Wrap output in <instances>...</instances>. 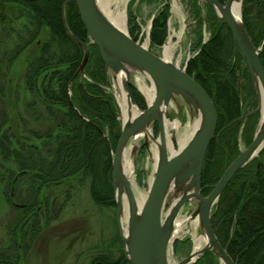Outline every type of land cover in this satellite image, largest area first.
<instances>
[{
    "label": "rangeland",
    "instance_id": "1",
    "mask_svg": "<svg viewBox=\"0 0 264 264\" xmlns=\"http://www.w3.org/2000/svg\"><path fill=\"white\" fill-rule=\"evenodd\" d=\"M7 1L0 0V9L4 8L8 16L7 21L0 23V262L4 257L16 256V252L19 250L21 253L20 264H104L103 259L109 262L107 264H127L122 252L123 243L116 222L114 191L115 205L98 204L95 202L90 189L92 181L90 178L74 176L60 182H47V178H39V170L29 173L26 170L27 165L34 163L38 166L40 164L39 154H43L45 158L50 157L52 150L55 149L57 136L60 134L56 127L55 115L57 113H54V96L49 98L47 92L54 91V86L57 83V80H54V52L57 54L58 49L61 48L54 44L51 27L44 26L41 20H33L29 16L33 14V11L17 3L16 0ZM112 1V10L115 13L126 9V28L130 36L136 38L134 40L132 37L134 41L145 45L160 56L165 54V46L172 42L171 60L187 70L191 59L200 52L196 49L198 39L196 31L199 30L200 20L193 16V9L188 0H129L126 4L124 3L125 0ZM197 2L200 7H203L200 13L203 48L212 38L213 33L210 30L212 25L207 21L206 5L198 0ZM37 6L38 9L41 8V5L38 4ZM164 9L169 10L166 40L161 45H154L152 33L155 19L163 13ZM6 27L7 31H4ZM224 32H226L225 29ZM24 42H27L25 47ZM261 47L264 49V40L257 48ZM45 51L47 52L45 56L50 59V66L37 76L34 87L32 86L33 89H31L26 80L28 66L34 58L44 55ZM68 66L65 64L63 68L58 70H68ZM81 78H87L86 74ZM108 79L109 84L101 86L103 93L101 95L114 98L118 108L117 121L121 133L123 112L118 99L119 92L109 76ZM143 81L148 87L151 86L149 81H146L140 74H136L130 88L133 87L138 90L143 96L147 108V98L141 91V82ZM49 85H52L51 89ZM238 85L244 90V93L241 94V107L244 113L243 123L236 131V146L240 153L249 145L247 139L252 132V140L254 139L260 125L261 115L249 116L251 118L257 115L251 124L253 126L246 129V123L249 119H246V116L256 110L258 106L255 107L254 101L249 98L250 90L247 89L244 81L238 80ZM68 94L72 97L70 86ZM56 106L58 109L61 108L59 105ZM183 108L185 107L172 111L173 117L182 123L180 129L177 130L179 138L185 135L188 130H192L197 119L196 117L193 118L186 108L183 111ZM82 118L88 120L85 116ZM104 130L102 135L110 137V129L104 127ZM170 133H173L172 128H170ZM218 134L220 136V133ZM154 135L157 137L158 132L157 134L154 132ZM4 136L7 137L5 141L2 139ZM143 144V138L135 143V146L132 142L125 160V166L129 161L133 166V173L128 174V177L133 181L136 195L148 194L149 185L155 175L151 150L143 148ZM135 148H138L136 152ZM109 150L112 161L113 145L112 148L109 145ZM10 151L18 152L20 158L10 155ZM31 153H34L33 157H31ZM227 154L232 156L234 152L231 151ZM254 161H258V165H261L260 159ZM39 187H43L41 196L39 195L40 191H38ZM35 194H37L38 199H47L51 211L50 213L45 211L44 214H41V229L35 236L30 248H27L26 236L27 232H29L28 236L31 232L28 230L31 229L28 226H32L30 223L32 219L29 220L26 217L21 221L19 234L11 232V227L15 225L14 220L17 214L23 216L22 206L24 202H31ZM220 201L213 209L212 218ZM191 211L192 207L186 206L179 219L189 218ZM45 216L47 219L51 218L48 223L45 222ZM192 222L191 226L185 221L183 230L177 233L179 238L177 241H182L183 245L178 253H175L173 248L171 249L170 260L172 263L187 258L195 250V237L202 236L196 220H192ZM217 263L221 264L219 260Z\"/></svg>",
    "mask_w": 264,
    "mask_h": 264
},
{
    "label": "trees",
    "instance_id": "2",
    "mask_svg": "<svg viewBox=\"0 0 264 264\" xmlns=\"http://www.w3.org/2000/svg\"><path fill=\"white\" fill-rule=\"evenodd\" d=\"M65 1L17 0L19 4L33 11V14L29 15L33 20H41L44 26L51 27L54 44L61 48V51L58 49L57 54L54 52V80L56 79L57 83L54 91L47 92L49 98L54 96L55 106H61L60 109L54 106V113H57L55 115L56 127L60 134L57 136V143L50 157L45 158L43 154H39L40 164L37 166L33 163L35 167L27 165L26 170L28 173L39 170V178H47V182H60L74 176L90 178L92 179L90 189L95 202L113 206L115 202L111 180V152L102 131H105L104 127L110 129L109 133L115 151L121 136L117 121L118 108L113 97L101 95L103 94L101 86L109 84V79L97 47H91L90 61L85 69L87 78L82 79L80 75H77L83 59V49L67 35L64 29L61 8ZM219 1L224 3L226 0ZM188 2L193 9V16L200 20L199 30L196 31L198 38L196 49L200 52L189 62L187 73L199 82L210 96L214 97L218 114L217 132L220 133L219 138L214 139L210 145L203 168L202 195L208 196L229 165L239 155L236 146V131L243 123L241 94L244 90L238 85V80L244 81L247 89L250 90L248 95L254 101L255 107L257 97L252 89L249 73L242 74V58L230 29L220 24L211 7L206 5L207 21L212 25L210 30L213 35L202 48L200 13L203 7H200L197 0H188ZM38 4L41 5L40 9H38ZM168 17L169 10L164 9L163 13L155 19L152 33L154 45H161L166 40ZM67 21L74 34L87 43L89 41L87 32L74 2L67 7ZM243 22L255 46L260 47L264 40V0H243ZM133 39L136 40L135 37ZM26 43L24 42V47ZM45 54H47L46 51L44 55L34 58L28 66L26 80L31 89H33L32 86L34 87L37 76L50 66V59ZM260 57L264 65V49ZM65 64L69 65L68 70L59 71L58 69L63 68ZM69 86L72 90V97L68 94ZM49 88L51 89L52 85H49ZM241 90H243L242 93ZM130 91L139 107L145 110L146 104L143 96L136 88L131 87ZM78 110L82 115L78 113ZM82 116L88 120H84ZM256 116L248 119L246 129L253 126L251 124ZM154 132L157 134V126ZM252 134L247 139L249 144L252 141ZM6 138L4 136L2 139L5 141ZM231 151L234 154L228 156L227 153ZM9 154L20 158L16 151H10ZM33 156L34 153H31V157ZM258 163V161H253L237 172L226 188L212 218L213 228L220 242L236 264H264V151L260 158L261 165L259 166ZM42 188H38L40 196ZM40 199L35 194L31 202H24L23 216L17 214L14 220L15 225L11 227V232L19 234L21 221L26 217L29 220L32 219L30 222L32 226L30 224L28 226L31 232L29 236L27 232L26 236L27 248H30L41 229V214L51 211L47 199ZM50 220L51 218L46 217L45 222L48 223ZM15 242L17 243L16 238ZM182 245V241H176L174 252L178 253ZM16 253V256L2 258L0 264H20L21 253L19 250ZM102 261L104 264L109 263L105 259ZM217 262L216 257L208 253L196 264H218Z\"/></svg>",
    "mask_w": 264,
    "mask_h": 264
},
{
    "label": "water",
    "instance_id": "3",
    "mask_svg": "<svg viewBox=\"0 0 264 264\" xmlns=\"http://www.w3.org/2000/svg\"><path fill=\"white\" fill-rule=\"evenodd\" d=\"M198 1L209 5L217 21L230 29L243 59V74L249 71L259 105L246 119L253 114H261L253 141L240 151L208 196L202 195L203 168L210 145L219 136L214 98L187 73L186 68L134 41L127 30L117 26L104 14L98 0H67L62 5L64 29L83 49L77 75L85 76L91 47H97L109 78L114 84L119 77L122 78L123 91L130 105L137 109V113L130 112L129 117L123 119L121 136L112 153L116 222L125 259L130 264H196L208 253L214 254L221 264H236L218 239L213 228L212 213L237 172L250 162L259 160L264 151V65L260 57L263 47L254 45L245 27L243 0H226L224 3L219 0ZM72 2L77 5L88 44L77 37L68 25L66 8ZM237 4L240 5V18L234 11ZM136 74L154 84V100L151 104L147 103L145 110L139 108L130 91ZM172 104L179 109L184 106L193 118L199 119V126L183 148L178 147L177 130L172 128L173 133H170L168 129L167 123L174 122ZM155 125H158L157 137L154 135ZM142 135V147L149 150L152 143L157 144L159 158L148 194L142 206H139L133 181L125 172V160L131 143L135 146ZM103 137L112 148L110 137ZM134 150L136 152L138 148ZM188 205L192 211L187 221L197 220L207 244L180 262L172 263L170 252L179 240L177 220Z\"/></svg>",
    "mask_w": 264,
    "mask_h": 264
},
{
    "label": "bare ground",
    "instance_id": "4",
    "mask_svg": "<svg viewBox=\"0 0 264 264\" xmlns=\"http://www.w3.org/2000/svg\"><path fill=\"white\" fill-rule=\"evenodd\" d=\"M125 1L126 2H124V3L126 4L129 0H125ZM98 4H99L100 8L102 9V11L104 12V14L106 16H108L109 19L112 22H114L117 26L121 27L122 29L127 30V28H126L127 27V14H126L127 12H126V9L123 10L122 12L115 13V11L112 10V5H113V1L112 0H98ZM234 11L236 12L235 14L238 16L237 18H240V5L239 4L236 5V7L234 8ZM146 45L148 46V44H146ZM172 47H173L172 42H169L165 46V49H164V53H165L164 56L170 61H172L171 60V52H170ZM239 53H240V51H239ZM240 55H241V53H240ZM241 58H242V56H241ZM242 62H243V59H242ZM241 71H242V66H241ZM247 72L249 73L248 70L245 73H247ZM242 74H243V71H242ZM150 84H151V86L148 87L147 85H145L144 81L141 82V91L146 96L147 101H148L149 104H151L153 102L154 97H155L154 84L151 83V82H150ZM251 84H252V80H251ZM115 86H116V89L119 92L118 99H119L120 106H121V109H122V112H123V119L124 118L125 119L128 118L129 117L128 113H130V112L133 113V114L137 113L136 107L130 105L129 100H128L126 94L123 91L122 78H120V77L118 78V81L116 82ZM252 89H253L254 93L256 94V91L254 90L253 85H252ZM256 96H257V94H256ZM258 105H259V99H258V96H257V106ZM174 109H177L176 105L172 104L171 110L173 111ZM182 110L184 111L185 108H183ZM167 125H168V129L169 130H170V128H175L176 130H179L180 127H181V124H180V122L178 121L177 118H174V122L169 123V124L167 123ZM198 126H199V119H196L195 123L193 124L192 130H190V131L188 130L185 133V135H183L180 138H179V135H178L177 136L178 146L183 148L186 145V143L188 142V140L190 139V137L192 136V134L194 133V131L196 130V128ZM217 128H218V125H217ZM150 132H151V130H150ZM141 138H143V135L139 136L138 139H141ZM150 150H151V154L153 156V163H154V168H155L157 166L158 158H159V150H158L157 144L152 143V146H151ZM125 172H126L127 175L128 174L130 175V174L133 173V166H132V163L130 161L125 166ZM146 195L147 194H143V193H140L139 195H137L139 206H142V203L144 202V200L146 198ZM124 221H125V218H124ZM185 221H187V219H185V220H180V219L177 220L176 230L178 231V233L183 230V224H184ZM196 222H197V220H196ZM187 223L191 224V226L193 224L192 221H187ZM195 242H196V246H195V250L196 251L204 248L205 245L207 244V240H206V238L204 236L195 237Z\"/></svg>",
    "mask_w": 264,
    "mask_h": 264
},
{
    "label": "flooded vegetation",
    "instance_id": "5",
    "mask_svg": "<svg viewBox=\"0 0 264 264\" xmlns=\"http://www.w3.org/2000/svg\"><path fill=\"white\" fill-rule=\"evenodd\" d=\"M9 1H13V0H9ZM17 1V0H16ZM26 1V0H25ZM4 2H8L7 0H4ZM35 2H37V1H35ZM18 3V2H17ZM3 6L5 7V5L3 4ZM8 20V16H7V14L5 13V9L4 8H1L0 9V23H1V21L2 22H5V21H7ZM4 31H7V27L6 28H4ZM5 54V53H4ZM181 114V113H180ZM181 116H182V114H181ZM122 252L124 253V250H123V246H122ZM127 262V261H126ZM130 264V263H129Z\"/></svg>",
    "mask_w": 264,
    "mask_h": 264
}]
</instances>
